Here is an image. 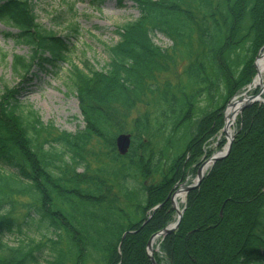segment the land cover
Listing matches in <instances>:
<instances>
[{
	"label": "trees",
	"instance_id": "16d2710c",
	"mask_svg": "<svg viewBox=\"0 0 264 264\" xmlns=\"http://www.w3.org/2000/svg\"><path fill=\"white\" fill-rule=\"evenodd\" d=\"M132 1L141 16L107 46L106 71L75 65L70 73L85 130L49 141L48 125L21 109L17 91L8 90L0 103V264H153L148 242L174 221L173 194L214 154L212 138L221 135L219 148L226 146V107L257 75L264 0ZM33 7L32 0H0V20L18 31L7 35L32 51L13 57L23 81L40 61L55 65L70 50L36 21ZM157 33L173 41L171 51L155 43ZM196 35L203 53L191 59ZM182 50L190 88L160 85ZM151 97L155 113L135 119L138 134L120 155L112 117L151 106ZM93 136L112 140L110 165L96 171L86 154ZM19 196L33 202L22 221L14 215ZM24 230L47 240L32 239L28 249L8 244L7 237ZM160 251L167 264H264V105L239 115L230 154L187 194L181 223L161 239Z\"/></svg>",
	"mask_w": 264,
	"mask_h": 264
},
{
	"label": "rangeland",
	"instance_id": "374dc122",
	"mask_svg": "<svg viewBox=\"0 0 264 264\" xmlns=\"http://www.w3.org/2000/svg\"><path fill=\"white\" fill-rule=\"evenodd\" d=\"M32 3L36 21L64 38L70 50L66 60L56 62L55 65L40 61L33 67L31 76L23 81V78H20L12 68L13 57L14 55L29 57L32 55V51L26 44L19 43L16 38L8 36L7 33L16 34L18 31L0 20V103L6 99L8 90L17 91L15 98L19 101L21 109L25 112L34 111L37 113L41 121L48 125L51 134L46 139L51 141L61 132L76 134L87 127L81 109L80 91L70 76V73L75 69L74 66L78 65L87 72H90L91 69L99 72L106 71L109 62L107 46L116 45L120 41L118 33L120 28L136 21L141 15L132 0H99L95 3L92 0H32ZM154 41L163 49L171 51L173 41L170 38L157 33L154 35ZM202 53L203 48L196 35L194 56L191 59H197ZM3 54L7 56L5 59ZM174 59V63H169L168 70L159 76L158 83L161 85L169 81L173 85L190 88L186 77V69L190 61L187 54L184 50L180 53L176 52ZM244 93L242 92L240 95ZM151 98L152 104L149 107L140 105L132 110L126 118L120 117L122 113L118 117H112V131L116 133L115 140L122 133L130 134L132 138L136 137L138 132L135 128V119L145 114L151 116L156 111L154 105L156 99ZM258 104L264 105V103ZM202 105H205V102ZM238 117L232 127L234 134L237 130ZM221 139V135L212 138L208 150L214 151V153L222 151L225 146L219 148ZM86 154L91 161L90 170L104 169L105 166L110 165L112 140L93 136ZM194 178L196 176L189 177L188 181L192 182ZM118 190L119 188H117ZM16 198L18 204L14 215L22 221L26 213L25 206L33 202L25 196ZM185 203L186 199L180 207L183 208ZM175 219L176 216L174 221ZM32 239L46 242L47 237L24 230L22 234L18 233L7 237L6 241L11 246L23 245L28 249L27 244ZM157 244L158 241L154 246V257L159 255L163 259L161 264H167ZM46 251L42 256H48ZM1 257L7 259L9 255L3 253ZM154 259L157 262L156 258Z\"/></svg>",
	"mask_w": 264,
	"mask_h": 264
},
{
	"label": "bare ground",
	"instance_id": "6f19581e",
	"mask_svg": "<svg viewBox=\"0 0 264 264\" xmlns=\"http://www.w3.org/2000/svg\"><path fill=\"white\" fill-rule=\"evenodd\" d=\"M256 70H257V75L251 85L247 88L244 94L242 95H236L235 97L232 98L230 101L226 113H225V119H226V129H225V134L228 138H230L233 135V125L241 113L242 107L244 106L245 103L251 101L252 97L254 96L256 100L259 102H264V50L261 52L259 58L257 59V64H256ZM249 90V91H248ZM254 91H258L257 94H254ZM213 162L211 160H208L205 162L202 172L206 173L210 167L212 166ZM197 180L194 181V183ZM188 184L182 185L179 187V189L176 191L174 195V202L176 207L178 208L179 211H181V204L184 203L187 195V187ZM178 216V214H177ZM161 237H156L154 239V242L152 244V248L150 249V253L154 254V246L157 241H159Z\"/></svg>",
	"mask_w": 264,
	"mask_h": 264
},
{
	"label": "water",
	"instance_id": "95a60500",
	"mask_svg": "<svg viewBox=\"0 0 264 264\" xmlns=\"http://www.w3.org/2000/svg\"><path fill=\"white\" fill-rule=\"evenodd\" d=\"M256 64H257V61L255 62V65H256ZM251 99H252L251 101H249V102H247V103L244 104V106L242 107L241 113H242L246 108L250 107L252 104H254V103H258V102H259L258 100L255 99L254 96H253ZM262 103H264V102H262ZM225 129H226V125H225V127H224V131H225ZM226 138H227V140H228V143H227V145H226V148H225L224 150H222V151H219V152L215 153V154L209 159V160H211V161L213 162L212 166H213L217 161H219V160H221V159H223V158H226V157L230 154L231 149H232L233 140H234V135H232L230 138H228V137L226 136ZM131 145H132V136H131L130 134L122 133V134H120V135L117 136V138H116V148H117V151H118V153H119L120 155H122V156L127 155L128 152H129V150H130V148H131ZM204 164H205V162L203 163V165H202V166L199 168V170H198V175H197V179H196L197 181H196L195 183L193 182L192 184H190V185H188V186L186 187V188H187V194H188L191 190L197 188V187L200 185V183L202 182V180H203V178H204V176H205V173L202 172V169H203ZM183 185H185V184H183ZM172 203H173V207L176 209V212H177V214H178L176 222H174V223L168 225V226L165 227L162 231H160V232L154 234V235L150 238V240H149V242H148V249H151V248H152V244H153L154 239H155L156 237H158V236H166V235H168V234L174 232V231L179 227V225H180V223H181V220H182V217H183V214H184V211H185V208L182 209L181 211L178 210V208L176 207L175 202H174V195H173V197H172ZM159 207H160V205L156 206L153 210L155 211V210H157ZM146 223H147V221H146L144 224H146ZM126 235H127V233L124 234V237H123V238H125ZM150 258H151V261H152L153 264H157L156 261H155V259H154V256H153V255H150Z\"/></svg>",
	"mask_w": 264,
	"mask_h": 264
}]
</instances>
